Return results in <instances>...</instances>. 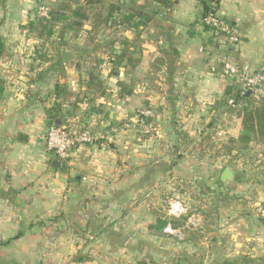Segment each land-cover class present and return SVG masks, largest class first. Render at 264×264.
Instances as JSON below:
<instances>
[{"label":"crops","instance_id":"0c3cea01","mask_svg":"<svg viewBox=\"0 0 264 264\" xmlns=\"http://www.w3.org/2000/svg\"><path fill=\"white\" fill-rule=\"evenodd\" d=\"M163 1H107V9L116 7L113 18L133 17L128 29L93 30V5L82 30L59 46L27 30L36 0H0V264L154 258L170 245L156 228L163 196H176L184 182L197 190L215 180V151L237 138L241 121L226 106L231 81L209 67L223 60L252 71L264 65V0ZM204 4L237 27L235 51L202 26ZM63 46L83 54L69 71ZM54 106L63 121L78 117L90 132L151 108L158 133L154 140L122 135L105 150L79 146L61 162L65 172L56 170L44 146ZM258 210L259 220L249 215L243 222V240L240 226L227 231L234 247L243 241L260 257Z\"/></svg>","mask_w":264,"mask_h":264},{"label":"rangeland","instance_id":"374dc122","mask_svg":"<svg viewBox=\"0 0 264 264\" xmlns=\"http://www.w3.org/2000/svg\"><path fill=\"white\" fill-rule=\"evenodd\" d=\"M107 1L109 0H104L102 9L100 6L94 9L99 12L106 11ZM39 6L52 9L55 1L37 3L35 8ZM88 13L92 15L93 11ZM240 154L236 161H231V156L228 157L223 152L215 154V180L209 183V186L204 181L195 190L191 188L194 183L184 182V189L179 187L180 192L176 196H163L166 200L164 208L169 201L174 200L181 202L185 208V213L179 219L172 220L171 225H179L180 220H187L190 216L192 217L189 219H192L193 223L189 225L187 220L184 228H172L178 233L167 235L170 239V249L166 247L163 254L158 253L154 258L143 257L139 261L134 260V264H220L224 260L237 259L244 255L253 254L254 258L258 257V253L256 255L251 252V248L244 246L246 244L243 241L238 248L234 247L231 234L227 231L229 226H240V237L243 240V222L249 215L260 219L258 208L264 198V146L253 142L248 150ZM226 167L235 173V180L232 183L220 184L219 174ZM159 217L161 221L166 220L164 211H161Z\"/></svg>","mask_w":264,"mask_h":264},{"label":"built area","instance_id":"2783aa9c","mask_svg":"<svg viewBox=\"0 0 264 264\" xmlns=\"http://www.w3.org/2000/svg\"><path fill=\"white\" fill-rule=\"evenodd\" d=\"M49 8L39 6L36 9V16L41 19H48ZM203 27L215 36L221 37L227 47L235 51L241 43L240 34L234 25L219 17L216 13H207L201 18ZM202 52V50H200ZM228 78L231 85L234 86L239 95L248 94L255 99L264 98V65L258 70H250L232 63L229 60H223L221 66L215 65L209 67V73L214 74L216 71ZM227 107L234 109L237 107L233 98L226 102ZM158 133L157 116L153 109L143 108L136 111L133 115L124 119L120 125L107 126L97 132L88 131L78 117L72 116L61 122L60 126L51 124L45 132L44 146L46 151L53 155L56 160L66 162L69 160L71 153L79 146L90 145L100 150H105L110 144L122 135H133L148 140H154ZM185 213V208L181 202L174 200L167 203L164 209L163 220L166 224L163 233L172 235L178 231L172 230L170 222L179 219ZM193 223L188 219L189 225Z\"/></svg>","mask_w":264,"mask_h":264},{"label":"trees","instance_id":"16d2710c","mask_svg":"<svg viewBox=\"0 0 264 264\" xmlns=\"http://www.w3.org/2000/svg\"><path fill=\"white\" fill-rule=\"evenodd\" d=\"M37 3H43L49 0H36ZM54 8H49L48 19H41L37 16L28 22L26 28L29 32L36 33L39 39L43 41H50L51 38H55V41L59 46L64 44V37L69 32L72 33V37H76L77 33L82 30L84 22L88 20L89 9L99 6L101 0H57ZM159 3H165L163 0H153ZM75 6V8H73ZM206 6V7H205ZM215 5H205V12L203 16L209 12L215 13ZM116 7L110 5L107 9V14L103 17L99 11H95L96 17H93L91 26L92 29L99 28H111L116 26H124L125 29L133 26V17L124 16L122 18H113ZM202 16V17H203ZM139 24H143L142 20H139ZM207 29V28H206ZM209 31V29H207ZM212 36H214L212 34ZM216 36V35H215ZM214 36V37H215ZM217 37V36H216ZM2 54V47L0 43V56ZM234 88V92L231 98L236 102L237 107L234 109L228 108L230 114L240 119V131L236 139H229L226 144L222 145L221 148L216 150V153L223 152L227 156H231V161H236L240 153L249 149L250 144L256 142L264 146V98L255 99L250 97L248 94L239 95L238 90ZM227 94L226 96H229ZM227 102V101H226ZM227 106V104H226ZM50 117H48L49 125L53 124L55 118L60 117L59 108L57 106L52 107L48 110ZM61 122H64L61 119ZM121 122L117 125H120ZM220 177V176H219ZM219 183L221 184L220 180ZM261 210H264V202L260 205ZM190 218V217H189ZM187 218V220L189 219ZM186 218L179 221V225L172 224L173 229H182L186 225ZM164 221L156 226L158 230H162L165 226ZM20 234H17L15 238H18ZM138 264H145L144 262H138ZM220 264H264V255L252 258L250 256H241L237 259H227L222 261Z\"/></svg>","mask_w":264,"mask_h":264},{"label":"water","instance_id":"95a60500","mask_svg":"<svg viewBox=\"0 0 264 264\" xmlns=\"http://www.w3.org/2000/svg\"><path fill=\"white\" fill-rule=\"evenodd\" d=\"M60 51H61V58H62L63 65L67 71H69L71 64L76 59H78L79 57H81L83 55L82 52L72 50V49H68L65 46L61 47ZM54 124H56L57 126H60L61 120H59V119L55 120ZM51 166L56 170H62L65 172V170L62 169L61 162L58 160L52 161ZM219 180L222 184L232 183L235 180V173L229 167H226L221 172ZM158 221H157V223H158ZM180 264H184V263L180 262Z\"/></svg>","mask_w":264,"mask_h":264}]
</instances>
